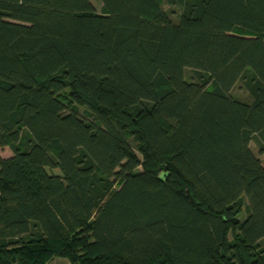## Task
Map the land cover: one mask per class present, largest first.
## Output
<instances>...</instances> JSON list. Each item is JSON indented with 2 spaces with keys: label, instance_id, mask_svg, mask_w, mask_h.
Here are the masks:
<instances>
[{
  "label": "trees",
  "instance_id": "16d2710c",
  "mask_svg": "<svg viewBox=\"0 0 264 264\" xmlns=\"http://www.w3.org/2000/svg\"><path fill=\"white\" fill-rule=\"evenodd\" d=\"M101 2L0 0V264H264V0Z\"/></svg>",
  "mask_w": 264,
  "mask_h": 264
},
{
  "label": "rangeland",
  "instance_id": "374dc122",
  "mask_svg": "<svg viewBox=\"0 0 264 264\" xmlns=\"http://www.w3.org/2000/svg\"><path fill=\"white\" fill-rule=\"evenodd\" d=\"M93 1L97 5V7L100 9L101 0H93ZM174 9L176 10V13H174L173 18L177 22L179 20V14H180L181 8L179 6H176V7H174ZM192 76H193L192 71L190 69H187L186 70V78L191 79ZM235 94L238 96H241V97L245 96V93L243 91H240L239 89L235 90ZM79 111H80V113H86L87 114L88 109L84 106H80ZM133 144H134V142H133ZM251 148L254 151V153L262 160V162L264 164V153H262L260 151L259 146L256 144V142L254 140L251 142ZM8 150H10V149H8ZM6 152H7V149H3V153L5 154ZM239 206H240V214L239 215L241 217H244L248 211V208H249V201H248L246 196L241 197V199L239 201Z\"/></svg>",
  "mask_w": 264,
  "mask_h": 264
},
{
  "label": "crops",
  "instance_id": "0c3cea01",
  "mask_svg": "<svg viewBox=\"0 0 264 264\" xmlns=\"http://www.w3.org/2000/svg\"><path fill=\"white\" fill-rule=\"evenodd\" d=\"M92 2L94 4L95 8L97 9V11H100L101 7H102V2H100V9L97 7V5L94 3L93 0H92ZM4 149H7V152L4 154L3 151L0 149L1 154L4 157H10L12 155V151L8 150L9 149L8 147H6ZM48 264H72V262L66 257H56Z\"/></svg>",
  "mask_w": 264,
  "mask_h": 264
}]
</instances>
